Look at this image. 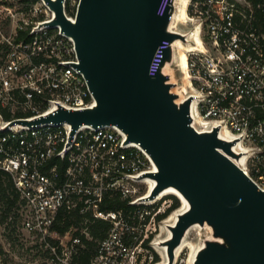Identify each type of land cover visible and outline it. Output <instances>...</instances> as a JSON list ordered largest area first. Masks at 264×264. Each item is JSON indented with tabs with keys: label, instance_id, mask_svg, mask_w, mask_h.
I'll return each instance as SVG.
<instances>
[{
	"label": "built area",
	"instance_id": "1",
	"mask_svg": "<svg viewBox=\"0 0 264 264\" xmlns=\"http://www.w3.org/2000/svg\"><path fill=\"white\" fill-rule=\"evenodd\" d=\"M39 2L43 9H0V170L12 177L20 194L25 230L42 240L53 261L84 248L82 236L92 240L86 226L81 235L70 228L63 236H70L67 245L56 240L62 236L53 230L59 213L78 210L109 225L90 264H144L140 256L135 260V239L156 232V225L152 230L148 224L154 204L144 201L148 185L143 194L139 188L146 181L140 177L156 172L146 151L127 144L116 127L81 128L72 136L68 125L11 126L58 107L80 111L96 105L77 68L73 39L47 25L55 14ZM67 3L76 9H66ZM79 3L65 1V15L73 22ZM187 17L182 25L202 43L187 52L182 73L189 84L187 91L181 88L184 96L196 99L194 123L201 132L219 127L238 140L246 154L242 170L264 192V0H189ZM175 48V42H165L160 75L169 74L168 51ZM114 196L126 206L104 209Z\"/></svg>",
	"mask_w": 264,
	"mask_h": 264
},
{
	"label": "water",
	"instance_id": "2",
	"mask_svg": "<svg viewBox=\"0 0 264 264\" xmlns=\"http://www.w3.org/2000/svg\"><path fill=\"white\" fill-rule=\"evenodd\" d=\"M43 1L55 14L47 25L73 39L96 105L58 107L11 126L68 125L72 136L116 127L152 159L156 172L139 178L155 183L152 198L173 188L188 202L170 228L167 264L194 225L210 231L194 264H264V192L242 170L246 154L219 127L197 129L196 99L184 96L176 77L177 48L168 51L169 74L158 73L165 42L194 44L193 31L175 28L176 0H80L75 22L65 15L66 0Z\"/></svg>",
	"mask_w": 264,
	"mask_h": 264
},
{
	"label": "rangeland",
	"instance_id": "3",
	"mask_svg": "<svg viewBox=\"0 0 264 264\" xmlns=\"http://www.w3.org/2000/svg\"><path fill=\"white\" fill-rule=\"evenodd\" d=\"M69 5L70 4L67 3L66 9H76ZM42 7L43 6L39 0H0V9H43ZM179 28L184 32L188 31L187 27L182 24L179 26ZM176 77L180 87L182 88L184 86L182 73L178 71ZM139 188L140 194H143L146 192L147 185L141 184ZM171 197H175L180 202L176 195H166L161 197L160 200L154 204V207L151 208V212L153 214L151 215L148 224H150L152 230L155 224L157 226V230L153 235H150L149 238L145 237V233H140L137 236L135 239V260L137 256H140V260L143 261L144 264H160L163 262L162 254L164 253V250L161 249V251H159L155 247L154 242L165 240L168 237L167 232L164 233L160 230V226L174 211L162 219H159V216L164 215L165 212L171 207L174 201V199ZM20 211H22L21 208L19 209V217L15 216L13 212L10 214V217L3 222V208L0 203V264L71 263L72 254H68V256H64V258H60L61 260L59 261L52 260L51 254L49 255L46 252V247L41 245L42 240L37 236L30 235L25 230L23 222L26 214L24 213L22 216L20 215ZM209 237L210 231L207 228H197L192 230L188 236V239L186 240V247L181 253H179V258H177V260L176 258L174 259L173 264H191L193 252L199 250L202 247L204 241ZM56 240H58L61 245H67L70 241V236H61L60 239L57 238ZM159 248L167 249V246H165V244H160ZM168 262L169 259L167 260V263Z\"/></svg>",
	"mask_w": 264,
	"mask_h": 264
},
{
	"label": "trees",
	"instance_id": "4",
	"mask_svg": "<svg viewBox=\"0 0 264 264\" xmlns=\"http://www.w3.org/2000/svg\"><path fill=\"white\" fill-rule=\"evenodd\" d=\"M249 1L256 2L257 0ZM10 118L11 116L9 114L4 113L5 120H10ZM171 198L174 199L171 207L165 212L164 215L159 216V219L164 218L173 211L176 212L175 210L181 207L180 202L175 197ZM0 203L3 208V222L6 221L13 212L15 216L19 217V209L22 205L20 194L15 187L12 177L3 170H0ZM125 206L126 203H124L119 196H114L111 200L107 201V204L104 205L103 208L108 210H116L124 208ZM83 226L88 228L92 240H88L82 236L85 246L77 253L72 254L71 264H90L91 260L96 255L97 241H100L106 237L109 230V225L101 220L94 219L90 214L81 215L79 211L76 210L72 212H60L53 228L54 231L64 236L70 230V228L76 227L79 229L76 235H81L80 230L83 228ZM53 243L56 244L58 242L53 241ZM46 252L49 255L51 254L50 250H47ZM57 252L59 255H61L60 249H58ZM51 258H54L52 254Z\"/></svg>",
	"mask_w": 264,
	"mask_h": 264
},
{
	"label": "bare ground",
	"instance_id": "5",
	"mask_svg": "<svg viewBox=\"0 0 264 264\" xmlns=\"http://www.w3.org/2000/svg\"><path fill=\"white\" fill-rule=\"evenodd\" d=\"M40 1H42L45 4V2L43 0H40ZM176 3H177V8H176V12H175L174 24L179 27L180 24H186V22H187V18H188L187 17V7L189 4V0H176ZM166 5H168V0L166 2ZM193 37L195 38L196 45H194V44L193 45H184L181 41L175 42V47L177 48V60H178V63L180 65L181 73H186L187 52L192 51L195 47H199V48L202 47L201 40L198 37L196 32L193 33ZM183 81H184L183 82L184 86L182 88H183V91L185 92L188 89L187 85H189L188 84V77H185L183 79ZM83 129H87V127H84ZM134 145H137V144H134ZM144 183L146 185H148V188H149V193L144 198V201H147V202L151 201V203L155 204L160 200L161 197H164L166 195H176L181 202V208L179 210H177L176 212H174L173 215L171 214L172 216L171 215L168 216V219H166L165 222H163V224L160 226V230L164 233L167 232L168 237L165 240L154 242L155 247L159 251H161V249L164 250V253H165V255H164V253L163 254L161 253L163 255V262L160 264H167V260L169 259L168 255H167V249L166 248H159V245L165 244V246H166L167 242L171 239L170 228L174 227L176 225L179 215L185 213L189 209V205H188V202L181 196V194L173 188L167 189L164 192H162L161 194H158L157 196L152 198L151 195H153L152 192L154 191L155 183L153 181H151L150 179H146V181H144ZM197 228H201V227L199 225H194L192 228H190L188 230V232L186 233V236L183 239L181 245L175 251L174 259L176 258V260H177V258H179V253H181L183 251V249L186 247V243H187L186 240L188 239L190 232L192 230L197 229ZM154 230L155 231L157 230V226L154 228ZM198 251L199 250L193 252V255L191 257V264H194L195 257H196V254Z\"/></svg>",
	"mask_w": 264,
	"mask_h": 264
}]
</instances>
